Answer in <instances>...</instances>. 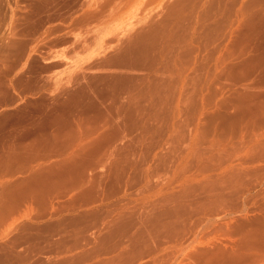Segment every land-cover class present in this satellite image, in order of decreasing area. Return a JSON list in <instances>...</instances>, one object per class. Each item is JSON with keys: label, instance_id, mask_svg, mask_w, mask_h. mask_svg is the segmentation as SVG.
Wrapping results in <instances>:
<instances>
[{"label": "rangeland", "instance_id": "rangeland-1", "mask_svg": "<svg viewBox=\"0 0 264 264\" xmlns=\"http://www.w3.org/2000/svg\"><path fill=\"white\" fill-rule=\"evenodd\" d=\"M0 264H264V0H0Z\"/></svg>", "mask_w": 264, "mask_h": 264}]
</instances>
